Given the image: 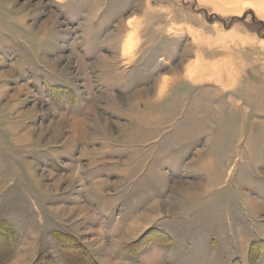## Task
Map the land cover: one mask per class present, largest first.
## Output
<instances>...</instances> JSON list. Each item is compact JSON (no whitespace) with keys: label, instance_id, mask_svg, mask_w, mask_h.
I'll use <instances>...</instances> for the list:
<instances>
[{"label":"rangeland","instance_id":"374dc122","mask_svg":"<svg viewBox=\"0 0 264 264\" xmlns=\"http://www.w3.org/2000/svg\"><path fill=\"white\" fill-rule=\"evenodd\" d=\"M214 1L0 0V264H264V18Z\"/></svg>","mask_w":264,"mask_h":264},{"label":"trees","instance_id":"16d2710c","mask_svg":"<svg viewBox=\"0 0 264 264\" xmlns=\"http://www.w3.org/2000/svg\"><path fill=\"white\" fill-rule=\"evenodd\" d=\"M63 250V259L66 264H96L86 249L78 243L71 235L58 231L52 233ZM93 261V262H92ZM32 264H56L48 256H38Z\"/></svg>","mask_w":264,"mask_h":264},{"label":"bare ground","instance_id":"6f19581e","mask_svg":"<svg viewBox=\"0 0 264 264\" xmlns=\"http://www.w3.org/2000/svg\"><path fill=\"white\" fill-rule=\"evenodd\" d=\"M198 1H202V0H198ZM215 4L217 5H225L226 8H228L231 12L233 13H239L242 10V7L245 5H251L255 8V10L258 12L257 14L264 18V0H215L214 1ZM217 8V7H215ZM218 8H221L220 6H218ZM198 33V32H197ZM199 36V35H198ZM228 49V47H227ZM229 64V63H228ZM238 64V63H237ZM230 65V64H229ZM240 65V64H239ZM227 66V65H226ZM238 66V65H237ZM193 67V66H191ZM190 67V68H191ZM221 67V66H220ZM232 67L234 68V65H230L228 68L229 70H233ZM236 67V66H235ZM227 68V67H226ZM235 69V68H234ZM206 71V70H204ZM219 71V70H218ZM216 72L214 75L218 76V78H220L221 74L219 72ZM202 72V71H201ZM208 72H212V70L209 69ZM224 73H226V70H224ZM233 72H229V74L227 73L228 78H230V74H232ZM204 74V73H203ZM202 74V75H203ZM209 74V73H208ZM234 74V73H233ZM232 76V75H231ZM206 77V76H205ZM210 77V75H209ZM233 77V76H232ZM164 81L167 79H163ZM162 80V81H163ZM219 80V79H218ZM234 81V79H232ZM163 81V82H164ZM209 81V80H208ZM221 81V80H219ZM218 81V83H220ZM167 82V81H166ZM235 82V81H234ZM165 83H162V85L159 88V94H161L164 89L166 88L167 85H164ZM167 84V83H166ZM232 84V83H231Z\"/></svg>","mask_w":264,"mask_h":264}]
</instances>
